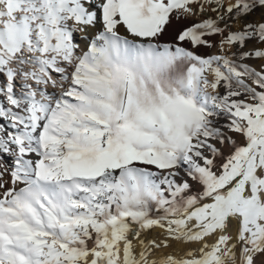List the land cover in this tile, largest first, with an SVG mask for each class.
Returning a JSON list of instances; mask_svg holds the SVG:
<instances>
[{
  "label": "snow or ice",
  "instance_id": "obj_1",
  "mask_svg": "<svg viewBox=\"0 0 264 264\" xmlns=\"http://www.w3.org/2000/svg\"><path fill=\"white\" fill-rule=\"evenodd\" d=\"M0 264H264V0H0Z\"/></svg>",
  "mask_w": 264,
  "mask_h": 264
},
{
  "label": "bare ground",
  "instance_id": "obj_2",
  "mask_svg": "<svg viewBox=\"0 0 264 264\" xmlns=\"http://www.w3.org/2000/svg\"><path fill=\"white\" fill-rule=\"evenodd\" d=\"M121 32L122 33L124 32V29L123 28L121 29ZM215 51H216L215 48H213V49H201V52L202 53L203 52H208L209 54H211V53H214ZM247 63L252 64V65H259L260 62H256L255 60H249V61H247ZM159 231H160L159 229H156V230H154L151 233V235L156 236V235H158Z\"/></svg>",
  "mask_w": 264,
  "mask_h": 264
},
{
  "label": "rangeland",
  "instance_id": "obj_3",
  "mask_svg": "<svg viewBox=\"0 0 264 264\" xmlns=\"http://www.w3.org/2000/svg\"><path fill=\"white\" fill-rule=\"evenodd\" d=\"M256 62H259V61H257V60H255ZM247 62V61H246Z\"/></svg>",
  "mask_w": 264,
  "mask_h": 264
}]
</instances>
